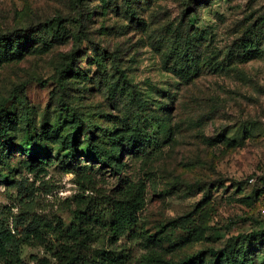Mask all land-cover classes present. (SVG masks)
Returning a JSON list of instances; mask_svg holds the SVG:
<instances>
[{"label":"rangeland","instance_id":"obj_1","mask_svg":"<svg viewBox=\"0 0 264 264\" xmlns=\"http://www.w3.org/2000/svg\"><path fill=\"white\" fill-rule=\"evenodd\" d=\"M24 30L0 60V211L30 190L33 214L68 226L83 172L112 196L143 181L137 226L116 241L98 226L92 257L168 264L244 246L264 264V0H0V34ZM74 51L65 98L80 130L51 80ZM89 145L122 149L118 167L84 157ZM22 258L56 264L34 243Z\"/></svg>","mask_w":264,"mask_h":264},{"label":"trees","instance_id":"obj_2","mask_svg":"<svg viewBox=\"0 0 264 264\" xmlns=\"http://www.w3.org/2000/svg\"><path fill=\"white\" fill-rule=\"evenodd\" d=\"M61 19L71 18L61 16ZM51 23L52 20H49L44 25L48 26ZM31 38L27 30L20 31L19 34L18 32L0 34V60L6 58L11 47L17 46L16 50H19L21 41H30ZM76 61L77 55L74 51L68 62L56 71L51 80L57 84L61 92L59 97L61 112L71 116L76 126L74 128L80 130L82 126L80 115L65 98V80L70 74L75 73ZM72 135L70 144L75 143L77 139V133ZM136 138L133 136L127 140V146L132 152L136 149ZM7 146L10 149L16 148L13 142H9ZM19 149L32 152L30 158L32 163L39 162L41 154L34 146H21ZM122 151V149L111 150L89 145L84 157L98 161L101 167L115 169L118 167L117 162ZM0 177L1 181H9L5 176ZM77 182L83 188V192L75 195L70 201V208L74 210V219L68 226L61 219L50 222L33 214L35 194L30 190L20 192L16 213L13 208L0 211V264H23V246L27 243L44 247L51 253L56 264H125L122 258L111 255L109 251H102L99 257H92L91 243L99 234L100 225L101 229H106L115 241L137 226L139 214L147 205L146 183L131 182L117 196H112L97 188V180L90 172L79 175ZM244 239V241L251 240L248 237ZM248 253L249 250L244 246L236 252L228 248L214 249L190 256L181 262H168V264H202L206 261L207 255L213 259L212 264H254ZM40 264L53 263L51 260H43Z\"/></svg>","mask_w":264,"mask_h":264},{"label":"built area","instance_id":"obj_3","mask_svg":"<svg viewBox=\"0 0 264 264\" xmlns=\"http://www.w3.org/2000/svg\"><path fill=\"white\" fill-rule=\"evenodd\" d=\"M33 264V263H32Z\"/></svg>","mask_w":264,"mask_h":264}]
</instances>
